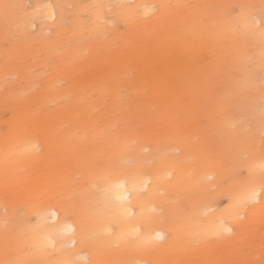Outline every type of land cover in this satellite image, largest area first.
Returning <instances> with one entry per match:
<instances>
[{"label": "rangeland", "instance_id": "1", "mask_svg": "<svg viewBox=\"0 0 264 264\" xmlns=\"http://www.w3.org/2000/svg\"><path fill=\"white\" fill-rule=\"evenodd\" d=\"M45 1L0 0V264H264V0H51L30 30ZM144 176L135 237L108 197ZM50 206L77 249L41 248Z\"/></svg>", "mask_w": 264, "mask_h": 264}, {"label": "bare ground", "instance_id": "2", "mask_svg": "<svg viewBox=\"0 0 264 264\" xmlns=\"http://www.w3.org/2000/svg\"><path fill=\"white\" fill-rule=\"evenodd\" d=\"M135 3V5L139 8V13L143 16L151 13L153 8L149 6L147 0H130ZM127 6V5H125ZM37 18H33L29 21L27 27L30 30H33L37 27L38 20L40 19H48L50 21H55L58 18V12L56 10L55 5L51 0H47L44 2V8L40 11H37ZM99 19H103V17H99ZM260 21H257L259 24ZM41 143H33L32 150L39 151L41 149ZM260 164L264 167V160H261ZM153 184V179L149 176H144L141 179L136 180L134 183L128 182L125 180H121L116 182L111 187L110 195L108 197V202L110 203L111 212L115 218L116 222L126 223L128 226L129 233L137 237L138 235L142 236L143 227L141 225L140 217L142 215L143 207L139 206L136 202L135 194L138 191H143L146 194L150 191V187ZM247 204L255 205V210H264V194L261 187L254 186L251 187L246 194ZM5 209L4 207H2ZM213 206H205L202 209V212H207L208 209H212ZM240 217L246 218V212H242L239 214ZM39 222L41 224L49 223L51 225V231L44 230L45 233L43 235L41 243V248H50L55 252H59L63 247H70L72 249H77L79 245V233L77 224L67 218H64L61 214V211L56 206H50L46 212L39 217ZM113 221L106 219L104 223L103 232H106L107 235L113 236L114 225ZM214 228V233H233L234 227L231 226L224 217H215V220L212 221ZM111 224V225H110ZM148 238L146 239L150 242L156 241L164 243L166 242V237L168 233L166 230L158 227L153 228L147 232ZM159 235V238H157ZM154 237V240L151 237ZM81 260L88 261V257L86 255L81 256ZM63 264H74L72 259L66 260ZM141 264V263H135Z\"/></svg>", "mask_w": 264, "mask_h": 264}, {"label": "snow or ice", "instance_id": "3", "mask_svg": "<svg viewBox=\"0 0 264 264\" xmlns=\"http://www.w3.org/2000/svg\"><path fill=\"white\" fill-rule=\"evenodd\" d=\"M157 238H159V235H158V237Z\"/></svg>", "mask_w": 264, "mask_h": 264}]
</instances>
